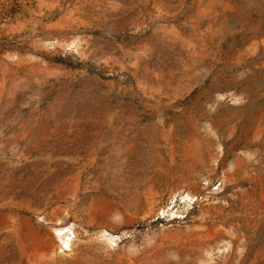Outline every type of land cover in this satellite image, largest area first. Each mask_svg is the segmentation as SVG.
Masks as SVG:
<instances>
[{"label":"rangeland","instance_id":"1","mask_svg":"<svg viewBox=\"0 0 264 264\" xmlns=\"http://www.w3.org/2000/svg\"><path fill=\"white\" fill-rule=\"evenodd\" d=\"M0 264H264V0H0Z\"/></svg>","mask_w":264,"mask_h":264},{"label":"bare ground","instance_id":"2","mask_svg":"<svg viewBox=\"0 0 264 264\" xmlns=\"http://www.w3.org/2000/svg\"><path fill=\"white\" fill-rule=\"evenodd\" d=\"M61 233V232H60Z\"/></svg>","mask_w":264,"mask_h":264}]
</instances>
